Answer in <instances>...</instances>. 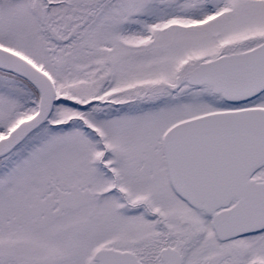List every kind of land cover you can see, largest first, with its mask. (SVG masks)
Returning <instances> with one entry per match:
<instances>
[{
	"label": "snow or ice",
	"instance_id": "6c2138e0",
	"mask_svg": "<svg viewBox=\"0 0 264 264\" xmlns=\"http://www.w3.org/2000/svg\"><path fill=\"white\" fill-rule=\"evenodd\" d=\"M0 264H264V0H0Z\"/></svg>",
	"mask_w": 264,
	"mask_h": 264
}]
</instances>
